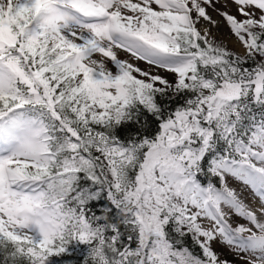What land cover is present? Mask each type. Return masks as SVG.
I'll list each match as a JSON object with an SVG mask.
<instances>
[{"label": "snow or ice", "instance_id": "6c2138e0", "mask_svg": "<svg viewBox=\"0 0 264 264\" xmlns=\"http://www.w3.org/2000/svg\"><path fill=\"white\" fill-rule=\"evenodd\" d=\"M218 3L0 0V264H264V0Z\"/></svg>", "mask_w": 264, "mask_h": 264}, {"label": "rangeland", "instance_id": "374dc122", "mask_svg": "<svg viewBox=\"0 0 264 264\" xmlns=\"http://www.w3.org/2000/svg\"><path fill=\"white\" fill-rule=\"evenodd\" d=\"M135 2V0H134ZM153 8H157V6L155 4L152 5ZM217 8H220L221 10H224V11H229L231 12L232 14H237L236 13V7L234 4L231 3V0H228V7L227 8H224L223 7V0H221V3H218L216 5ZM208 11L212 12L213 14H215L217 17H219L217 15V12L212 10V9H208ZM220 20H221V17H219ZM239 18V17H238ZM224 26V24H223ZM225 30L228 32L229 35L230 32L228 30V28L226 26H224ZM233 37V36H232ZM234 38V37H233ZM218 39L220 41H223V43L231 50L235 51V52H242V50H238L237 48L235 47H232L230 44H227V42L222 38V37H218ZM235 39V38H234ZM118 55L121 59H129V54L124 52V51H119L118 52ZM134 63H136L139 67L141 68H145L147 69L148 68V65L143 62V61H133ZM111 67V65H109ZM155 70V69H154ZM160 75L162 76H165L166 78H168L169 80H173L174 77L170 74V73H167V72H164L163 70H160ZM228 180V185L229 187L233 188L236 190V192L238 193V195L240 196V198L247 204L249 205V201L251 200L250 198V192H251V189L244 185L242 182L236 180L235 178L233 177H228L227 178ZM229 215L231 217L230 219V223L233 225V227H235L238 223H246V221L242 220L240 217L236 216L234 213H231L229 212ZM213 247L214 249L217 251V253L224 259L228 260L230 262V264H246L245 261L243 260H240L237 255L232 252L228 246L224 245V244H221L219 241L217 242H214L213 244ZM241 255H244L243 253H241Z\"/></svg>", "mask_w": 264, "mask_h": 264}, {"label": "bare ground", "instance_id": "6f19581e", "mask_svg": "<svg viewBox=\"0 0 264 264\" xmlns=\"http://www.w3.org/2000/svg\"><path fill=\"white\" fill-rule=\"evenodd\" d=\"M209 14L214 18V19H217V20H220V18H218L215 14H213L212 12L209 11ZM212 31L215 33V35L217 37H222L226 42L227 44H230L232 47H235L237 48L238 50H242V48L240 47V45H238L236 42H235V39L228 34V32L225 30L223 24L221 23L220 25V28H219V31H217L215 28L212 29ZM249 207L255 209L257 208L260 203L257 199L255 198H252V201H249Z\"/></svg>", "mask_w": 264, "mask_h": 264}, {"label": "trees", "instance_id": "16d2710c", "mask_svg": "<svg viewBox=\"0 0 264 264\" xmlns=\"http://www.w3.org/2000/svg\"><path fill=\"white\" fill-rule=\"evenodd\" d=\"M189 244H190V242H189ZM134 246V245H133ZM190 247H192L194 250H195V246L194 245H191L190 244ZM196 251H198V250H196Z\"/></svg>", "mask_w": 264, "mask_h": 264}]
</instances>
